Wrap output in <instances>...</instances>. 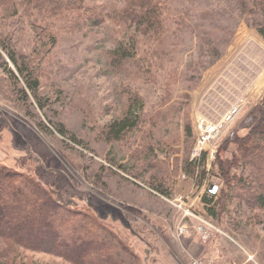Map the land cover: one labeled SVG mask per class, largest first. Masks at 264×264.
<instances>
[{
  "label": "rangeland",
  "instance_id": "374dc122",
  "mask_svg": "<svg viewBox=\"0 0 264 264\" xmlns=\"http://www.w3.org/2000/svg\"><path fill=\"white\" fill-rule=\"evenodd\" d=\"M158 1L174 20L165 16L155 43L138 35L135 65L122 70L111 68L108 51L123 41L117 21L124 0H85L81 19L70 15L67 0H0V40L26 58L38 82L35 94L28 91L0 46V167L89 214L60 228L69 238L89 233L111 264H264V213L242 209L240 217L230 206L214 219L202 202L224 189L211 171L216 156L229 157L226 142L246 133L248 114L264 103V42L237 7L245 0ZM85 11L105 19L84 23ZM134 93L141 115L113 139L109 126L129 118ZM237 99L245 100L241 111L205 145L203 168L197 163L188 174L185 161L200 159H191L195 116L217 122ZM190 214L217 225L206 246ZM10 260L69 264L23 249Z\"/></svg>",
  "mask_w": 264,
  "mask_h": 264
},
{
  "label": "trees",
  "instance_id": "16d2710c",
  "mask_svg": "<svg viewBox=\"0 0 264 264\" xmlns=\"http://www.w3.org/2000/svg\"><path fill=\"white\" fill-rule=\"evenodd\" d=\"M25 1L31 4L32 0ZM84 1L67 0L64 6L70 15L78 12L79 16L76 18L81 19L82 9L86 7ZM124 2L125 5L119 10L118 16L121 17L117 23L122 25L121 39L125 40L126 44L121 40L117 41L108 51V63L112 69L123 70L125 66H134V55L139 51L137 36L141 35L151 43H155V40L162 38L165 33V16L167 20L172 18L158 0H124ZM37 4L39 3L35 1V5ZM237 7L243 14H249L251 18L248 24L256 29L258 36L264 42V0H245L244 3L238 2ZM85 12L88 14L83 19L84 23L86 20H93L98 25L105 19L100 16L101 12L99 16L92 11ZM73 20L79 22L78 19ZM93 21L92 24L95 25ZM129 26L132 30L128 29ZM6 43L0 40V46L5 47L3 50L6 51L8 60L15 67L25 88L35 94L38 82L34 72L28 69L24 56L15 50H7ZM16 58L20 61L24 60L21 65H18ZM132 97L134 100L125 114L129 118L124 117L109 126L108 135H113V139H118L122 131L131 129L132 121L141 115L142 104L138 102L137 93ZM248 119L249 122L245 126L246 133L243 136H234L226 142L231 146L229 157L222 159L217 155L216 161L212 163L211 171H215V178L221 180L224 189L218 191L219 194L212 192L211 196L203 198L202 202L207 215L214 219L219 215H228L230 206L232 213L238 215L242 214V209L249 213L256 211L264 213V103L255 106L248 114ZM226 150L225 146L224 151ZM204 157L203 155L192 163L185 161V171L188 174L194 173L197 163L203 168V162H206ZM201 173L204 171L202 170ZM20 176L14 171L0 167V247H2L0 264H12L10 255L13 256L16 249L56 255L69 264H111L107 250L100 247L101 242L99 244L94 239L98 245L90 240L89 233L84 237L69 238L64 234V228H60V225L67 227L76 220L85 218L90 220L89 214L74 213L72 208L65 206L61 199L42 189L33 180L26 178L22 183L18 182V179L22 178ZM155 180L151 182L153 186L157 184ZM160 189L155 188L159 192ZM164 189L167 192V188ZM162 192L160 193L163 196H167Z\"/></svg>",
  "mask_w": 264,
  "mask_h": 264
},
{
  "label": "built area",
  "instance_id": "2783aa9c",
  "mask_svg": "<svg viewBox=\"0 0 264 264\" xmlns=\"http://www.w3.org/2000/svg\"><path fill=\"white\" fill-rule=\"evenodd\" d=\"M242 105L243 100L238 99L217 122H210L203 119L201 116L195 117V128L198 133V138L193 148V156L191 159H197V157L200 158L201 155L206 152L205 145H210V143H214L219 139V135L222 133L223 129L238 115ZM190 215L197 218L199 222V224L193 227L194 233L198 238V243L201 246H206L213 238V234L219 233V230L216 227L217 225L214 224L212 219L204 215ZM204 262H206V264H214V261L211 258H194L191 260V264H203Z\"/></svg>",
  "mask_w": 264,
  "mask_h": 264
},
{
  "label": "crops",
  "instance_id": "0c3cea01",
  "mask_svg": "<svg viewBox=\"0 0 264 264\" xmlns=\"http://www.w3.org/2000/svg\"><path fill=\"white\" fill-rule=\"evenodd\" d=\"M262 90H264V89H262ZM257 95V94H256Z\"/></svg>",
  "mask_w": 264,
  "mask_h": 264
}]
</instances>
